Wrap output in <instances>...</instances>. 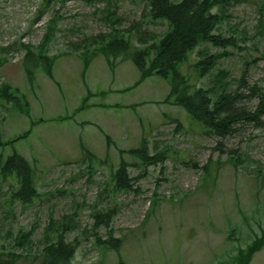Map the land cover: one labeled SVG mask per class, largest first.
<instances>
[{
  "label": "rangeland",
  "instance_id": "obj_1",
  "mask_svg": "<svg viewBox=\"0 0 264 264\" xmlns=\"http://www.w3.org/2000/svg\"><path fill=\"white\" fill-rule=\"evenodd\" d=\"M147 13L145 0H0V252L37 264L33 257L50 220L55 229L64 224L66 241L77 244L68 264H237L238 253L264 236V0H222L212 10L223 17L214 34L235 45L201 44L203 57L219 59L200 79L191 66L197 50L180 67L193 86L235 94L234 107L251 114L260 108L258 121H241L236 135L225 138L205 134L182 106L167 100L169 80L158 75L131 87L135 106L109 113V126L100 118L104 107L83 111L108 93L83 90L74 107L77 82L69 85L66 75H77L81 65L83 76L110 52L104 40L115 33L128 39L124 54L143 47L135 35H161L165 22H152ZM46 36L47 62L25 61L22 45L38 53ZM124 54L116 56L136 69ZM4 85L16 99L2 94ZM62 90L68 93H56ZM25 104L28 115L20 111ZM89 114L99 116L96 124L80 125L84 147L71 149L73 123L83 124ZM120 114L130 118L128 128L109 120ZM104 132L112 136L103 141ZM144 139L149 156L164 154L160 162L145 164L130 153L142 151ZM13 154L34 171L37 197L27 204L10 198L18 188L16 171L6 167ZM121 162L132 180L117 190ZM100 214H109L107 224L98 221ZM33 228L32 248L24 250L16 238ZM248 264H264V244Z\"/></svg>",
  "mask_w": 264,
  "mask_h": 264
},
{
  "label": "trees",
  "instance_id": "obj_2",
  "mask_svg": "<svg viewBox=\"0 0 264 264\" xmlns=\"http://www.w3.org/2000/svg\"><path fill=\"white\" fill-rule=\"evenodd\" d=\"M222 0H145L148 8L147 16L150 21L165 22L166 29L161 35L148 34L147 37H137L140 49H134L133 53H125L130 50L128 39L118 36L115 33L104 40L105 46L110 50L108 54L116 56L124 54L130 58L137 70L139 78L137 83L142 82L152 75H158L169 80L170 91L167 100L173 99L175 104L182 106L187 114L196 122H198L204 133L216 138H225L227 136H235L238 131V125L241 121H258L261 110L260 108L254 113H249L244 109L234 107L236 95H229L221 92L213 95L210 89L203 87H195L190 83L189 76L185 75L180 67L187 62L189 56L198 49L201 44H209L215 48H224L229 45H235L232 38H224L221 35H215L214 30L223 20L219 14L212 13ZM138 33V32H137ZM47 36L41 42L38 53L30 50L28 45H22L25 50V61L44 60L47 62L46 46ZM198 59L192 68L198 78L206 76L216 65L219 56L217 54L204 55L202 51H198ZM85 60V65H86ZM48 67L50 65H47ZM221 77H225V74ZM243 81V80H242ZM11 89L8 85H4L2 94L8 99H16L8 93ZM14 93L19 94L14 89ZM1 96V95H0ZM263 102L264 99H261ZM172 101V100H171ZM11 102V101H9ZM27 114L26 104L24 109L20 110ZM144 149L130 150L132 154L142 156L145 164H155L164 158L163 153L153 156L147 154L146 140H143ZM234 159L241 161V157L233 155ZM8 169L16 171L18 188L12 192L11 201L21 204L30 203L37 197L36 190L33 186V168L21 156L13 154L6 161ZM207 165L202 170L207 173ZM127 165L121 162L114 174L115 187L117 190L129 188V181L132 180L127 175ZM98 221L107 224L109 214H100L97 216ZM53 220L49 222L44 234V243L38 248V253L33 257V261L37 264H68L77 248L76 242H68L65 239L67 227L64 224L54 228ZM50 231V232H49ZM52 233V235H50ZM34 234V228L30 231L20 232L16 243L32 248L31 237ZM110 242L118 243V239L109 238ZM106 243L108 241H105ZM264 244V236L256 239L253 244L245 250L240 251L233 261L237 264H248L250 256L254 251L260 249ZM21 255L13 252H0V264H24L26 256L22 260H18Z\"/></svg>",
  "mask_w": 264,
  "mask_h": 264
},
{
  "label": "crops",
  "instance_id": "obj_3",
  "mask_svg": "<svg viewBox=\"0 0 264 264\" xmlns=\"http://www.w3.org/2000/svg\"><path fill=\"white\" fill-rule=\"evenodd\" d=\"M101 56L102 58L98 57L94 59V62L92 64H89L86 67V70L84 71L83 76L81 73V65H77V75L76 74H74L73 76L66 75L67 78L63 80L69 85H72V83L76 84L77 82V104L74 105V107H77V108L80 105V102L82 100L81 94L83 90H86L87 92L99 90L101 92L108 93L109 96L105 98L104 101L88 103L87 105H85L83 111L94 112V111H99L103 109L104 107L103 112H105L104 113L105 115H102L100 118H103L102 124L104 126H109L108 118H106L107 115H110L109 113H111L113 110L119 111L121 113L122 111L129 110L131 106L132 107L135 106L136 102L134 101L129 102V100L131 99L128 96L129 95L128 93L130 92L131 87L132 89H135L136 87L140 86L141 82L138 84L136 83L139 78V72L137 68L136 69L131 68L130 70V66H124V63H126L125 60L128 61V59L122 58L123 60L122 59L119 60V58L115 56L116 58L115 60H113L114 57H111L110 54L108 53L103 54ZM123 67L126 68L125 73L122 70ZM73 77H74V81H73ZM56 93L58 95L59 94L62 95V93H68V92L67 91L65 92L62 90L60 91V93L58 91H56ZM125 98L128 100L127 102H124ZM98 108H101V109H98ZM28 110L30 111V106H28ZM98 117H94V115L89 114L85 118L83 117L82 119H80V120H84L82 121L83 124H79L78 122L73 123V129L75 130H72V132H75V131L76 132H75V135L70 140L71 149L77 150V146H80L81 148L84 147L81 142V140L83 139L80 134L81 129H82L80 128V125H83V126L86 125L87 127L88 125H95L96 124L95 122L97 121H93V118L98 119ZM128 119L130 118H125L121 114L118 117L109 118V120H112L114 122L113 124H112V121L110 123L113 126H117V128L119 129H123L124 127L125 128L129 127L130 122ZM138 122L139 121L136 120L135 125H137ZM113 128H112V132H113ZM111 134L112 133L110 132L109 133L104 132V135L102 137L100 136L99 138H101V140L104 141L105 136H112ZM84 145L88 147L85 143ZM70 148L67 146L68 150H70Z\"/></svg>",
  "mask_w": 264,
  "mask_h": 264
}]
</instances>
